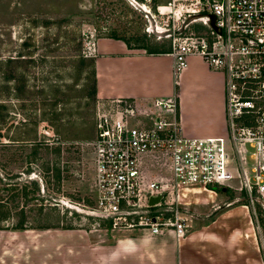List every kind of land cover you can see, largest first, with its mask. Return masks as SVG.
Here are the masks:
<instances>
[{
    "label": "built area",
    "instance_id": "obj_1",
    "mask_svg": "<svg viewBox=\"0 0 264 264\" xmlns=\"http://www.w3.org/2000/svg\"><path fill=\"white\" fill-rule=\"evenodd\" d=\"M129 1L148 22L146 32L168 40L176 72L194 55L223 73L227 131L222 136L186 135L175 115V97L155 100L156 107L171 110L173 117L156 116L152 126L132 121L133 101L114 99L115 107L96 117L90 142L94 207L86 213L112 229L171 230L180 237L186 224L177 199H166L180 189H241L250 205L255 193L263 207L264 0ZM240 144L251 149L250 172ZM155 153L170 161L171 179L150 180L143 174L141 156ZM163 192L159 202L149 203L150 196Z\"/></svg>",
    "mask_w": 264,
    "mask_h": 264
},
{
    "label": "rangeland",
    "instance_id": "obj_2",
    "mask_svg": "<svg viewBox=\"0 0 264 264\" xmlns=\"http://www.w3.org/2000/svg\"><path fill=\"white\" fill-rule=\"evenodd\" d=\"M134 4L129 0H0V188L13 185L8 195L17 194L7 202L12 219L3 225L12 227L19 221V209L24 208L27 228H110L86 213L94 207L90 142L95 136L97 113L115 107L114 99L99 98L94 92L89 46L96 38L115 36L134 48L167 49V39L146 32L148 22ZM81 55L87 59L81 61ZM51 103H56V120L45 114ZM22 121L27 124L23 128ZM22 135L50 145L59 140L61 152L57 155L41 149L33 159L30 148L3 146V142ZM240 148L250 172L251 149L246 144H240ZM146 155L149 168L158 164L163 173H171L170 164L161 154ZM55 164L65 176L60 185L52 170L44 169ZM29 181H37L39 190ZM233 183L239 184L237 180ZM25 184L30 191L27 198L22 195ZM0 195L7 196L4 190ZM228 195L233 202L248 206L264 248L262 200L253 193L255 202L250 205L241 189H229ZM10 230L21 229L0 230L3 264L9 263L13 250L14 241L9 244L6 240Z\"/></svg>",
    "mask_w": 264,
    "mask_h": 264
},
{
    "label": "crops",
    "instance_id": "obj_3",
    "mask_svg": "<svg viewBox=\"0 0 264 264\" xmlns=\"http://www.w3.org/2000/svg\"><path fill=\"white\" fill-rule=\"evenodd\" d=\"M89 48L97 96L133 101L138 124L152 126L156 116L172 119L171 110L154 102L175 97V115L186 135L226 133L224 75L200 57L189 56L176 72L171 54H149L128 47L122 39L96 38ZM145 156L139 164L148 179L172 178L171 168L168 175L158 164L149 168ZM228 190L180 189L169 194L168 200L177 199L179 217L186 224L180 237L171 230L158 234L63 226L10 230L6 240L14 243L7 264H264L255 220L247 205L229 198Z\"/></svg>",
    "mask_w": 264,
    "mask_h": 264
},
{
    "label": "trees",
    "instance_id": "obj_4",
    "mask_svg": "<svg viewBox=\"0 0 264 264\" xmlns=\"http://www.w3.org/2000/svg\"><path fill=\"white\" fill-rule=\"evenodd\" d=\"M111 37L115 38V39H121V38L115 37V36H111ZM122 40L126 43V45L128 47L134 48V47H132L129 44V42L127 40H125V39H122ZM135 48H142L149 54L168 53L170 51L169 44L167 46V49H159V48H156V47H145L143 45L135 47ZM85 59H87V58L83 57L82 55L80 56V60L81 61L85 60ZM90 64H91V67H92L90 75H91V77L93 79L94 92L96 93V90H95V71H94V60L93 59L90 61ZM9 80L10 79L8 78L7 81H9ZM55 109H56V103H51L50 106L48 107L46 113H45V114H48V115H52V117H50L52 120H56L57 119V117H56L57 114L55 112ZM25 122L26 121H22L21 122L20 125H22V128L27 125ZM10 126H12V124ZM14 126H17V125H14ZM51 126H54V123H51ZM28 130L34 131L33 129H30V128ZM27 132H29V131H27ZM27 136L28 135H22L19 139H11V141H7L6 143L3 142L2 144H5L3 146L7 147L6 149H9L11 144H16V145H14V146L17 147L15 149L24 150L25 148H30L31 149L30 155L33 157V159L36 158L37 152L39 150H41V149L48 150V151L50 150L52 153H55L57 155L60 154V152H61V146H60L61 141H59V140L54 141L55 143L50 145V144L46 143V141H38V142L31 141V140H35V139L27 138ZM32 157H31V160H33ZM31 160L29 158L28 162H31ZM44 169H45L46 172H49V171L52 170V172H53L52 175L55 178V180L57 182V185H60L62 179L65 178V176L62 175V169H60V167H58L56 164L53 165L52 167H49L48 165H45ZM18 178L22 179L19 176H18ZM29 182L34 186L35 190H37V189L39 190V185L37 184V181H29ZM8 183L9 182H6V184H8ZM27 184H25L23 186V190H22V195L25 198L28 197V194L30 192L26 188ZM12 189H14L13 185H6L3 188H0V191L4 190L6 192V194H7V196L5 198L1 197V195H0V230H5V229H9V228H12V229H26L27 228L26 227V222L27 221H26V218H25V210H24V208H20L19 209L20 210L19 211V221H17L12 227H8L7 225H3L4 224L3 222H6L7 220L12 219L11 218V211L9 210V208L7 206V202L10 201L9 198H14L17 195L16 193H11L10 195H8V192L10 190H12ZM26 200H28V199H26ZM39 209L41 210V209H43V207L41 206ZM54 226H58V225H53V226H49L48 225V226H42V227H54ZM66 228H68V227H66ZM69 228H71V227H69Z\"/></svg>",
    "mask_w": 264,
    "mask_h": 264
},
{
    "label": "water",
    "instance_id": "obj_5",
    "mask_svg": "<svg viewBox=\"0 0 264 264\" xmlns=\"http://www.w3.org/2000/svg\"><path fill=\"white\" fill-rule=\"evenodd\" d=\"M212 24H213V20H212ZM222 190H226V188H222ZM165 195V193H160L158 194L157 196H150L149 197V203L150 204H154V203H157L161 200V198ZM264 207V205H263Z\"/></svg>",
    "mask_w": 264,
    "mask_h": 264
}]
</instances>
